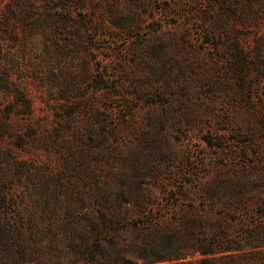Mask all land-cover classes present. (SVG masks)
Listing matches in <instances>:
<instances>
[{
  "label": "rangeland",
  "instance_id": "374dc122",
  "mask_svg": "<svg viewBox=\"0 0 264 264\" xmlns=\"http://www.w3.org/2000/svg\"><path fill=\"white\" fill-rule=\"evenodd\" d=\"M154 236L264 264V0H0V264Z\"/></svg>",
  "mask_w": 264,
  "mask_h": 264
},
{
  "label": "trees",
  "instance_id": "16d2710c",
  "mask_svg": "<svg viewBox=\"0 0 264 264\" xmlns=\"http://www.w3.org/2000/svg\"><path fill=\"white\" fill-rule=\"evenodd\" d=\"M172 247L173 242L171 240H161L158 236L143 239L140 245L132 247L119 246L117 239L110 237L107 247L101 241H96L92 248L97 249L92 253L94 258L90 262L91 264H155L164 261L166 253L173 249ZM104 248L111 249L109 260H106L108 252ZM208 254L210 252H203V255ZM206 262L205 259L198 264H205Z\"/></svg>",
  "mask_w": 264,
  "mask_h": 264
}]
</instances>
